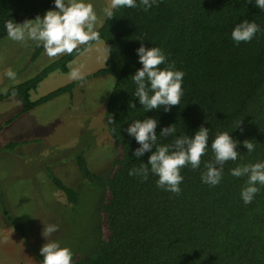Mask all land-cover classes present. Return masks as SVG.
<instances>
[{
	"label": "trees",
	"instance_id": "1",
	"mask_svg": "<svg viewBox=\"0 0 264 264\" xmlns=\"http://www.w3.org/2000/svg\"><path fill=\"white\" fill-rule=\"evenodd\" d=\"M52 7L54 0H0V40L7 35V20L23 23ZM113 14L96 29L99 40L112 51L93 75L114 78L104 118L117 157L103 177L88 166L84 150L75 156L80 178L102 190L104 197L98 243L86 255L76 252L72 264H264V185L257 184L259 192L245 204L240 193L247 177H234L230 172L237 166L264 162V10L255 6V0H157L147 11L143 6L123 7ZM244 20L255 22L260 31L250 42L237 44L231 32ZM141 43L146 48H161L167 62L184 73L180 105L169 111L163 107L145 111L134 95L131 76L142 67L136 53ZM89 46L59 56L33 76L2 90L0 102L13 93L20 102V109L3 124L71 94L75 80L32 98L41 81L54 71L67 72ZM40 48L36 46L32 59ZM146 118L157 121L152 151L173 144L178 136L191 137L201 126L208 128V148L200 166L181 169L178 195L158 188V177L151 172L147 179L129 175L131 169L147 163L151 152L133 156L140 145L125 129L134 120ZM170 125L176 133L159 136ZM217 132H228L237 141L239 156L224 164L220 183L210 186L201 175L205 164L214 159L211 143ZM245 140L255 145L254 151L247 152ZM17 143L10 141L6 147ZM47 174L69 203H79L76 189L50 169Z\"/></svg>",
	"mask_w": 264,
	"mask_h": 264
},
{
	"label": "rangeland",
	"instance_id": "2",
	"mask_svg": "<svg viewBox=\"0 0 264 264\" xmlns=\"http://www.w3.org/2000/svg\"><path fill=\"white\" fill-rule=\"evenodd\" d=\"M87 2L96 11L97 29L110 0ZM36 46L40 45L35 41L20 43L7 35L0 40V92L53 61L42 46L32 59ZM104 46L98 40L70 63L67 72L50 73L32 98L73 81L70 72L78 68L84 78L75 80L71 94L60 95L8 124L3 123L20 109V102L15 96L0 102V264H40L43 256L39 249L48 241L59 242L73 255H86L98 243L104 195L80 178L75 156L84 150L88 166L103 177L108 176L117 157L104 118L114 78L93 75L104 65ZM9 70L15 79L6 76ZM10 141L18 143L7 148ZM47 169L79 192L78 204L68 202L51 182ZM49 224H58V231L44 237V227Z\"/></svg>",
	"mask_w": 264,
	"mask_h": 264
},
{
	"label": "clouds",
	"instance_id": "3",
	"mask_svg": "<svg viewBox=\"0 0 264 264\" xmlns=\"http://www.w3.org/2000/svg\"><path fill=\"white\" fill-rule=\"evenodd\" d=\"M157 0H110L109 6L103 9L107 19H111L113 10L117 8H136L143 6L147 11ZM56 10H48L43 18L39 15L33 20L15 23L12 20L5 22V29L9 39L24 43L26 40L37 42L43 47L45 54L56 59L64 54H72L81 45H91L100 39L96 30L97 14L93 5L87 0H54ZM255 6L264 10V0H255ZM260 31L255 22L247 20L237 24L231 32L234 42H250ZM142 41V39H139ZM112 49L105 44L103 52L106 59ZM141 68L131 76L136 90L134 95L145 111L159 109L169 111L170 107L180 105L183 95L182 81L184 73L175 70L174 63H168L163 50L159 47H144L143 43L136 49ZM161 65L165 67L161 68ZM6 76L15 79V73L9 70ZM72 80H82L84 77L78 68L70 72ZM15 96V93H13ZM131 107L136 105L132 103ZM108 123H113L112 118ZM239 125V124H238ZM157 121L153 118L134 120L125 129L126 133L134 137L140 145L133 152L139 158L146 152H151L147 163H142L139 168L129 171V175H138L147 179L149 172L158 177L157 187L174 194H179L180 184L183 180L181 169L191 165L197 169L201 157L208 148V128L201 126L191 137L181 135L176 137L173 144L162 145L155 148L157 141L155 129ZM242 131V129H241ZM176 133L173 125L161 129L159 136L168 137ZM247 152L255 150V145L249 140L242 142ZM237 141L232 139L228 132H217L211 143L214 159L205 164V171L201 175L204 183L216 186L222 179L223 166L228 161H236L239 153L236 151ZM234 177H247L245 186L241 190V198L245 204L252 202L259 192L257 184L264 185V162L237 166L230 170ZM58 224H49L44 227L43 236H51L58 231ZM43 260L40 264H72L73 253L67 247H61L57 241H48L40 249Z\"/></svg>",
	"mask_w": 264,
	"mask_h": 264
}]
</instances>
